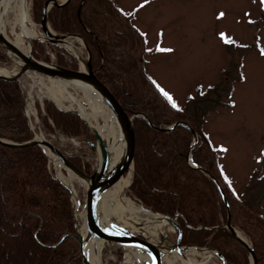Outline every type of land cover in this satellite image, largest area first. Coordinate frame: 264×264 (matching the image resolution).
Returning <instances> with one entry per match:
<instances>
[{"label": "trees", "instance_id": "1", "mask_svg": "<svg viewBox=\"0 0 264 264\" xmlns=\"http://www.w3.org/2000/svg\"><path fill=\"white\" fill-rule=\"evenodd\" d=\"M48 0H32L35 23L41 21ZM135 8L127 13L115 0H69L53 6L47 23L57 34L75 35L90 50L91 66L98 79L113 92L129 116H134V175L128 195L153 213L177 217L182 230L181 245L217 250L226 264H250L246 249L226 229L227 211L213 184L190 160L208 172L220 185L230 210L231 225L249 240L257 259L264 264V159L239 195L219 163V148L205 132L211 113L232 105L234 86L243 80L241 60L247 49L240 42H227L228 49H238V62L231 73L206 88L198 87L183 108L165 95L146 70L148 50L142 31L135 25ZM43 44L33 42L32 56L49 61ZM57 50L56 64L76 70V63ZM0 48V64L9 63ZM230 69V68H229ZM228 69V70H229ZM224 70V72L228 71ZM24 93L18 81H0V139L22 144L32 140L24 108ZM140 114V115H138ZM145 116L152 127L142 117ZM40 121L43 129L67 139L91 138L86 124L70 112L58 110L44 102ZM175 122L176 126L161 131ZM77 168L90 175L89 164L83 165L76 155L68 156ZM69 190L56 178L49 158L42 148L0 145V264H21L20 254L40 257L42 264H81L80 244L76 238ZM9 246V247H8ZM121 257L122 249L118 248ZM1 256V255H0Z\"/></svg>", "mask_w": 264, "mask_h": 264}, {"label": "rangeland", "instance_id": "2", "mask_svg": "<svg viewBox=\"0 0 264 264\" xmlns=\"http://www.w3.org/2000/svg\"><path fill=\"white\" fill-rule=\"evenodd\" d=\"M26 1L30 8L31 20L36 30L41 31V36L38 38L40 40H31L32 49L34 41L41 42L44 56L49 57V61L45 63L56 64L57 50H61L66 54V58L75 61L76 70L83 69L76 58L84 61L87 59L85 48L87 46L84 40L75 35L63 39V43L66 41L68 43L66 45L72 48V51H69L60 44L61 36L64 35L55 33L48 23L50 34L60 38L59 42H56V40L52 41V37H46L40 26L41 21L35 23L33 20L32 0ZM56 2L61 4L64 0H56ZM115 2L127 13L138 8L134 23L142 31L147 49L155 50L145 57L146 70L178 107L183 108L187 98L192 96L198 87L204 89L216 84L218 79H222L223 74L224 77L229 75L228 73L233 77L237 75L233 68L237 67L236 64L232 66L229 64L230 62L232 64L233 59L238 62L239 51L233 47L228 49L226 40L240 42L247 47L243 51L245 57L241 60L244 78L234 86L232 105L211 113L205 126V132L211 142L220 150L219 163L223 172L235 192L240 195L253 172L259 168V162L264 159V0H115ZM4 17L9 34L13 15L9 12ZM23 49L26 53L29 50L28 40ZM16 62L17 60L12 57L9 63L0 64V69L13 75L18 71ZM225 69L229 70L224 72ZM19 83L25 95L26 109H32V112L28 111V115L35 134L41 139L50 141L67 157L78 156L82 164H89L93 172L98 164V156L87 144L88 141L95 143V138L88 127L90 139H67L61 134L46 132L40 121V114L41 116L44 114V102H49L64 112L77 110V104H80L90 112L87 101L78 87L68 83L66 92L58 97L62 107H57L58 104L56 105L46 89L50 87L60 89L61 83L36 73L23 75ZM70 96L72 99H77L78 103L72 101ZM48 158L56 178L71 188L73 195H70V198L73 205L75 199L83 203L86 194L84 184L72 176L70 178L67 171L58 168L53 157L49 155ZM262 169L264 172V165ZM131 175L126 197L140 208L141 204L128 195L134 168ZM98 211L97 207L96 212L99 217ZM154 220L159 221L155 218ZM155 232L157 235L153 239L146 236L145 238L150 241L158 240L161 235L167 236L170 241L175 238L174 230L166 223L163 227L155 229ZM118 248L113 244H105L101 250L102 264H124L127 249L121 248L120 257ZM5 253L4 249H0V261ZM202 255L195 253L193 257L192 253L190 256L185 253L186 258H189V264H221L217 257L206 261L207 256ZM17 258L21 264H42L39 256L20 254ZM173 258L177 259L175 264L184 261L176 257V254L170 258L171 261ZM132 264L141 263L132 261Z\"/></svg>", "mask_w": 264, "mask_h": 264}, {"label": "water", "instance_id": "3", "mask_svg": "<svg viewBox=\"0 0 264 264\" xmlns=\"http://www.w3.org/2000/svg\"><path fill=\"white\" fill-rule=\"evenodd\" d=\"M69 0H64L63 3L58 4L56 0H48L45 2L42 10L41 17V28L43 33L48 37H52V41L56 40L59 42V36H52L48 31L47 24V12L53 6H62L66 4ZM26 2V1H25ZM74 37L72 35H64L61 36L60 42L63 39ZM77 38V37H76ZM31 40H40L38 38L28 39L29 50L27 53H23L16 46H14L11 42H9L2 34H0V48L3 49L9 59L15 58L17 60L16 67L18 71L13 75H6L0 73V81L5 82H16L19 79L27 74V73H36L50 79H53L57 82L65 81L71 85L79 84L86 85L88 87L93 88L100 95L102 102L106 105L111 115L113 116L119 131L121 133L124 145H125V158L123 163H119L116 166L112 165L111 162V153L108 148V141L106 142L100 134L94 129L90 122L86 120L81 115L79 110V106H77V110H70V112L78 117H80L87 127L91 130L92 135L95 138V143L88 141L87 144L90 146L91 151L93 153L99 154L98 156V164L95 170L88 175L83 170L77 168L73 165L68 157L60 151L55 145H53L50 141H46L44 139H40L34 132L30 117L28 115V110L26 109V102L24 99V108L25 115L28 120V125L32 132V140L22 144L11 143L9 141L1 140L0 145L6 147H14L21 148L26 146H38L43 149V151L47 154L49 151L52 154L53 159L59 164L60 169L67 171L72 177L82 182L86 188V194L83 200V203L80 202L79 199H75V206L72 207V216L75 222L76 229V238L80 244V256L82 258V264H85V259L83 257V244L82 237L79 233L78 228H83L88 239L94 238L97 241H100L103 245L105 244H113L117 247L123 249H133L139 250L141 253H146L148 256L152 258V262L150 264H169V259L171 255L176 254L179 258L184 261H188L185 254L189 250H194L198 254L206 255L207 258L217 257L221 264H226L225 259L217 250H211L206 248H198L194 245L182 246V230L180 225L177 223V217L170 218L167 216L159 215L153 213L142 206L140 208L142 211L150 213L159 221L168 224L173 230L175 234L174 240L170 241L167 236L161 235L158 240L151 242L147 240L141 233H133L127 228L121 226L115 221H111L108 225H103L99 220L98 214L96 212V208L103 197V195L115 186L121 179L125 178L129 173L133 172L134 168V157H135V133H134V125L133 119L134 116H129L128 112L124 110V108L120 105L112 90L100 79H98L95 75V70H93L90 61V51L87 47V59L84 61L82 59L76 58L80 64L83 66L82 69L78 70H69L66 68H62L57 64L53 63H45L42 61L36 60L32 56V41ZM70 98H72L70 96ZM140 115V114H138ZM142 116V115H141ZM146 122L152 127V124L148 121L145 116H142ZM183 126L191 131L193 136V143L191 145V149L197 143L198 137L197 134L192 131L188 124L183 122H175L172 126L168 128H163L161 131L168 132L171 131L176 126ZM49 157V154H47ZM187 162L191 168L199 170L203 173L207 178H209L213 184L215 185L222 202L224 203L227 211V220L225 224L220 225L216 229L222 228L229 231L236 240L246 249L249 255L250 264H257V259L254 254V250L250 245L249 241L243 236L241 232L236 230L231 225L230 219V210L226 201V197L223 193L222 188L218 184V182L204 169L196 166L190 160V154L187 156ZM61 182V180L58 178ZM62 183V182H61ZM73 195V192L69 186L62 183ZM79 215V220H77L76 215ZM171 261V259H170Z\"/></svg>", "mask_w": 264, "mask_h": 264}, {"label": "bare ground", "instance_id": "4", "mask_svg": "<svg viewBox=\"0 0 264 264\" xmlns=\"http://www.w3.org/2000/svg\"><path fill=\"white\" fill-rule=\"evenodd\" d=\"M25 1L26 0H0V34H2L9 42L24 53L26 52L24 51L23 46L26 40L40 38L41 36V31L39 32L36 30L34 23L30 18V8L27 1ZM9 12L12 13L13 19L11 21V32L8 34L9 30L7 31L4 16ZM47 29L49 31V28ZM66 43V41H64V43L61 41L60 44H63L67 50L72 51V48H70L69 45H66ZM0 73L9 75L4 69H0ZM59 83H61V85H59L61 86L60 89L50 87L46 90L50 92L49 94L55 101L56 105L58 104L57 107H62L61 100L58 97L66 92L68 83L65 81H61ZM75 86L82 92L90 109V112H88L87 108L77 104L81 115L90 122L94 129L97 130L102 139L106 142L108 141V150L111 153L112 165L116 166L119 163H123L125 158V145L121 133L110 111L102 102L99 93L86 85L75 84ZM72 101L78 103L75 98H73ZM28 111L32 112V109ZM47 153L52 157V154L49 151H47ZM97 156H99V154H97ZM56 166L60 168L57 162ZM131 177L132 175L129 173L125 178L121 179L115 186L103 195L98 204L99 220L103 225H108V223L113 220L133 233H141L144 237L146 236V238L153 239L154 236L157 235L155 229L163 227L165 223L162 221H155L154 218L156 219V217L150 213L142 211L126 197ZM70 178H72L71 175ZM76 218L79 220L78 214L76 215ZM78 230L82 237L85 264H102L101 250L104 245L94 238L88 239L83 228L80 227ZM154 241L151 240V242ZM126 253L124 264H132V261H137L141 264H150L152 262V258L150 256L146 253H141L139 250L128 248ZM191 253L194 257L196 252L194 250H189L186 252V255L190 256ZM176 260L177 259L173 258V260L170 261L169 259V264H175ZM181 264L189 263L187 261H181Z\"/></svg>", "mask_w": 264, "mask_h": 264}, {"label": "snow or ice", "instance_id": "5", "mask_svg": "<svg viewBox=\"0 0 264 264\" xmlns=\"http://www.w3.org/2000/svg\"><path fill=\"white\" fill-rule=\"evenodd\" d=\"M221 15H223V14H221ZM225 42H228V41L226 40ZM164 94L167 96V93H164ZM169 99H171V97H169Z\"/></svg>", "mask_w": 264, "mask_h": 264}, {"label": "built area", "instance_id": "6", "mask_svg": "<svg viewBox=\"0 0 264 264\" xmlns=\"http://www.w3.org/2000/svg\"><path fill=\"white\" fill-rule=\"evenodd\" d=\"M73 204V203H72ZM73 206H75V202H74V205Z\"/></svg>", "mask_w": 264, "mask_h": 264}]
</instances>
